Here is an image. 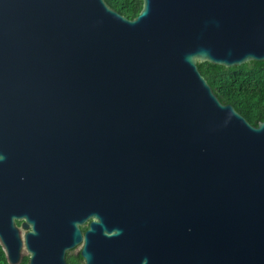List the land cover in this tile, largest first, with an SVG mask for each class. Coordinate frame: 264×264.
I'll return each mask as SVG.
<instances>
[{
    "label": "water",
    "instance_id": "1",
    "mask_svg": "<svg viewBox=\"0 0 264 264\" xmlns=\"http://www.w3.org/2000/svg\"><path fill=\"white\" fill-rule=\"evenodd\" d=\"M13 218L31 264H264V0H0L17 264Z\"/></svg>",
    "mask_w": 264,
    "mask_h": 264
},
{
    "label": "flooded vegetation",
    "instance_id": "2",
    "mask_svg": "<svg viewBox=\"0 0 264 264\" xmlns=\"http://www.w3.org/2000/svg\"><path fill=\"white\" fill-rule=\"evenodd\" d=\"M11 220L13 223V227L17 231V234H19L20 241H21V248L19 251V258H18L17 264H31L32 254L26 248L25 239H26V235L33 231V228L30 227L28 229H24L22 227L23 224H26L24 219H14L13 218ZM91 223H92V220H89L88 222H86V224L80 226L83 234H85V232L89 230ZM82 246L83 245H80L76 247L75 249L67 250L65 252V261L67 262V264H72L75 261H79V264H85L84 258L81 255ZM0 250L3 252L4 259H6L7 264H10L7 256H5V253L1 247H0Z\"/></svg>",
    "mask_w": 264,
    "mask_h": 264
},
{
    "label": "trees",
    "instance_id": "3",
    "mask_svg": "<svg viewBox=\"0 0 264 264\" xmlns=\"http://www.w3.org/2000/svg\"><path fill=\"white\" fill-rule=\"evenodd\" d=\"M0 264H7L6 259H4L3 252L1 250H0ZM72 264H79V261H75Z\"/></svg>",
    "mask_w": 264,
    "mask_h": 264
}]
</instances>
